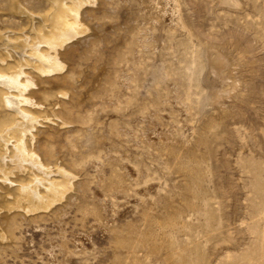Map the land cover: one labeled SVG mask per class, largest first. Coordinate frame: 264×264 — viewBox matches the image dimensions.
Instances as JSON below:
<instances>
[{
	"label": "rangeland",
	"instance_id": "1",
	"mask_svg": "<svg viewBox=\"0 0 264 264\" xmlns=\"http://www.w3.org/2000/svg\"><path fill=\"white\" fill-rule=\"evenodd\" d=\"M53 11L0 0V72L40 32L26 12ZM79 20L28 109L71 188L27 212L41 174L0 177V264H264V0H91Z\"/></svg>",
	"mask_w": 264,
	"mask_h": 264
},
{
	"label": "bare ground",
	"instance_id": "2",
	"mask_svg": "<svg viewBox=\"0 0 264 264\" xmlns=\"http://www.w3.org/2000/svg\"><path fill=\"white\" fill-rule=\"evenodd\" d=\"M88 1L91 0H52L54 11L46 21L39 15L26 12L31 24L34 21L38 22L40 32L35 34L31 45L28 46V54L23 53L25 49L19 52L20 60L18 61L20 62L17 63V66L12 68L9 73L0 72L1 102L16 116L13 122L2 125L6 128L0 133V177L3 178V181L11 183L10 175L13 174V170L23 173L26 170H32V172L35 170L41 174V177L34 175L32 183H26L19 188V199L15 205L20 208L21 203L25 202L27 212L48 208L55 201L62 199L65 192L71 188L73 175L59 166L55 172L58 178L50 179L49 175L52 170L41 163L35 148L31 147L35 141L32 129L35 128L38 118L32 115L28 109L36 106L34 95L39 90L37 81L40 78L38 75L50 76L54 72L60 71L63 64L58 59L59 49L71 39H75L74 37L78 34L87 31L86 27L79 23V9L82 4ZM31 30L33 31L32 28ZM24 41L26 42V40ZM7 42L9 43L8 40ZM19 47L24 46L20 45ZM17 50L19 51V49ZM1 61L4 62L5 58L1 57ZM220 62L215 59L216 66L219 67ZM26 67L36 71L35 75L25 71ZM8 126L9 128H7ZM9 144L11 146H8ZM9 150L12 151V154H8ZM3 160L4 162L1 164ZM8 161L12 165H8Z\"/></svg>",
	"mask_w": 264,
	"mask_h": 264
}]
</instances>
